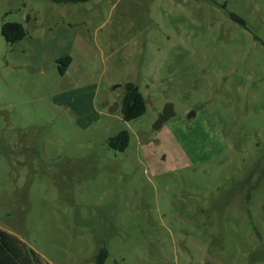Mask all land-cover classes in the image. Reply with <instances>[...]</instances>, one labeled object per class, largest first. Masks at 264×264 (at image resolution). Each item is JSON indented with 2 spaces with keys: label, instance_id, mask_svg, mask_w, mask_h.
I'll return each instance as SVG.
<instances>
[{
  "label": "rangeland",
  "instance_id": "obj_1",
  "mask_svg": "<svg viewBox=\"0 0 264 264\" xmlns=\"http://www.w3.org/2000/svg\"><path fill=\"white\" fill-rule=\"evenodd\" d=\"M4 21L26 35L0 33L1 229L44 264H264V0H0Z\"/></svg>",
  "mask_w": 264,
  "mask_h": 264
},
{
  "label": "trees",
  "instance_id": "obj_2",
  "mask_svg": "<svg viewBox=\"0 0 264 264\" xmlns=\"http://www.w3.org/2000/svg\"><path fill=\"white\" fill-rule=\"evenodd\" d=\"M55 3L67 4L79 0H50ZM232 15V14H231ZM233 16V15H232ZM239 19V18H238ZM240 20V19H239ZM243 22L242 20H240ZM0 33L8 44H13L26 35L23 25L16 21H4ZM58 71L64 74L70 65L71 58L64 56L55 60ZM146 109L145 99L134 82H126L121 97L120 112L123 120L129 121L141 116ZM129 143V133L121 130L107 138L109 148L122 151ZM108 256L105 247H100L96 253L95 264H103ZM0 264H44L36 251L23 243L16 236L0 228Z\"/></svg>",
  "mask_w": 264,
  "mask_h": 264
},
{
  "label": "water",
  "instance_id": "obj_3",
  "mask_svg": "<svg viewBox=\"0 0 264 264\" xmlns=\"http://www.w3.org/2000/svg\"><path fill=\"white\" fill-rule=\"evenodd\" d=\"M194 113L193 110H191L188 113V116H191ZM174 115V111L172 109V104L171 103H167L163 110L159 113L157 119L155 120V122L153 123L152 127L154 129H158L160 128L163 123H165L170 117H172Z\"/></svg>",
  "mask_w": 264,
  "mask_h": 264
},
{
  "label": "crops",
  "instance_id": "obj_4",
  "mask_svg": "<svg viewBox=\"0 0 264 264\" xmlns=\"http://www.w3.org/2000/svg\"><path fill=\"white\" fill-rule=\"evenodd\" d=\"M66 56H68V55H66ZM61 57H64L63 55H59V56H57V57H55L54 59H58V58H61ZM70 64H71V62H70ZM69 67V66H68ZM68 69V68H67ZM66 69V70H67ZM66 72V71H65Z\"/></svg>",
  "mask_w": 264,
  "mask_h": 264
},
{
  "label": "flooded vegetation",
  "instance_id": "obj_5",
  "mask_svg": "<svg viewBox=\"0 0 264 264\" xmlns=\"http://www.w3.org/2000/svg\"><path fill=\"white\" fill-rule=\"evenodd\" d=\"M243 23V22H242Z\"/></svg>",
  "mask_w": 264,
  "mask_h": 264
}]
</instances>
